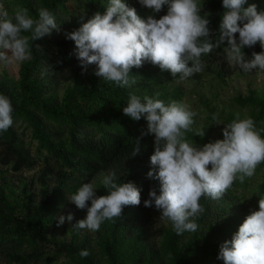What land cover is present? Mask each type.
<instances>
[{
	"label": "trees",
	"instance_id": "trees-1",
	"mask_svg": "<svg viewBox=\"0 0 264 264\" xmlns=\"http://www.w3.org/2000/svg\"><path fill=\"white\" fill-rule=\"evenodd\" d=\"M14 15L17 6L28 9L38 19V9L47 8L59 31L30 42L31 58L18 61L14 75L0 71V94L13 107V124L0 132V264H224L217 259L220 246L233 235L252 211L259 210L264 198V163L251 177L239 180L219 200L201 198L203 211L194 217L195 232L177 235L172 224L160 219L155 206L144 207L149 191L160 194L159 181L149 179L150 157L154 154V134L148 133L142 117L133 121L123 114L132 95L159 99L167 106L181 102L185 95L181 82L196 83L210 73L223 81L221 66L212 67L225 41L201 56L204 68L181 81L179 75L162 72L145 61L129 74L134 84L120 87L95 75L98 66L81 67L74 41L66 33L78 30L99 12L105 14L110 0H0ZM135 8L138 16L160 19L167 5L153 13L139 0H122ZM201 16L207 13L210 41L219 38V25L225 9L222 0H197ZM264 11V0H247ZM30 36L31 33H23ZM239 42V34H236ZM39 45L40 49L36 48ZM245 54L264 51L259 43ZM213 99V98H212ZM203 123L185 133L195 147L223 140V128L234 119L251 118L264 138V88L235 93L219 109L210 99L199 98ZM218 114L220 124L213 120ZM204 131V136L197 135ZM139 140L140 151L132 155ZM32 171V173H31ZM115 174L117 184L132 182L140 190L141 203L125 206L120 218L105 220L98 231L73 227L86 218L70 198L85 183L97 181L96 196L109 193L102 181ZM91 206V202H88ZM72 214L71 223L57 226L60 216ZM87 250L82 258L79 253Z\"/></svg>",
	"mask_w": 264,
	"mask_h": 264
},
{
	"label": "clouds",
	"instance_id": "clouds-1",
	"mask_svg": "<svg viewBox=\"0 0 264 264\" xmlns=\"http://www.w3.org/2000/svg\"><path fill=\"white\" fill-rule=\"evenodd\" d=\"M153 13L167 5V14L160 19L148 15L138 16L135 8L122 0H110L105 14L99 12L66 38L74 41L77 59L85 70L95 64V75L120 87L130 86L132 68H140L145 61L170 72L181 81L203 70L201 56L209 54L214 47L225 41V58L231 67L243 72L254 69L264 71V51L253 53L245 60L242 49L259 43L264 49V11H258L255 3L247 8V0H222L225 9L219 25L220 35L214 45L208 27L209 20L201 16L197 0H139ZM59 31L55 17L47 8L38 9V19H33L28 9L17 6L9 16L0 2V61L10 64L31 58L30 42L39 41ZM31 33L30 36L23 33ZM239 34L237 42L236 34ZM37 49L39 45H36ZM132 95L123 114L133 121L143 117L148 133L154 134V154L150 157L152 171L149 179L159 181L160 194L149 191L144 207L160 211V219L169 221L177 235L195 232L194 222L203 208L201 198L221 199L229 188L245 177L251 178L256 168L264 163V138L251 118L237 117L223 128V140L210 142L202 147L191 145L185 133L191 131L196 115L183 102L165 105L162 100ZM11 100L0 94V132H6L13 124ZM213 120L220 124L218 114ZM204 131L197 135L204 136ZM140 151L139 140L132 155ZM115 174L104 177L102 184L109 190L107 195L96 196L90 183L83 184L70 198L78 209H87L85 219L73 227L98 231L105 220L120 218L125 206L141 203L140 190L132 182L117 184ZM91 206H88V202ZM71 223L73 215L60 216L57 226L65 221ZM79 255H89L83 250ZM217 259L224 264H264V198L259 200V210L246 217L231 241L220 246Z\"/></svg>",
	"mask_w": 264,
	"mask_h": 264
},
{
	"label": "rangeland",
	"instance_id": "rangeland-1",
	"mask_svg": "<svg viewBox=\"0 0 264 264\" xmlns=\"http://www.w3.org/2000/svg\"><path fill=\"white\" fill-rule=\"evenodd\" d=\"M245 60L248 56L242 50ZM18 61L7 64L0 61V71L6 69L11 75H14L18 64ZM221 66L223 71V81H220L216 77V73H210L206 78L196 83L193 80H185L184 82L178 83L184 89L185 95L182 98L183 103L188 105L189 110L194 112L196 115L193 117V125L201 128L203 123L202 115L204 107L201 106L199 98L210 99L211 103L217 106L219 109L228 110L223 106L228 104V98L234 96L235 93H245L249 88L261 89L264 88V77L256 72H243L239 67H231L225 58V54H220L213 68ZM213 98V99H212ZM32 173V171H31ZM103 178V174L98 176L92 182L93 188L96 187L97 181ZM87 216V210L85 212Z\"/></svg>",
	"mask_w": 264,
	"mask_h": 264
},
{
	"label": "built area",
	"instance_id": "built-area-1",
	"mask_svg": "<svg viewBox=\"0 0 264 264\" xmlns=\"http://www.w3.org/2000/svg\"><path fill=\"white\" fill-rule=\"evenodd\" d=\"M247 60H249V59H247ZM253 72H256V73H258L259 75H261V76H263L264 77V71H260L259 69H254V70H252Z\"/></svg>",
	"mask_w": 264,
	"mask_h": 264
}]
</instances>
